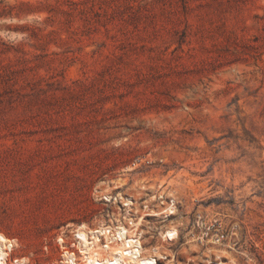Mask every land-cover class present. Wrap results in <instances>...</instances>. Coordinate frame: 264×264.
<instances>
[{"label":"rangeland","instance_id":"1","mask_svg":"<svg viewBox=\"0 0 264 264\" xmlns=\"http://www.w3.org/2000/svg\"><path fill=\"white\" fill-rule=\"evenodd\" d=\"M160 194L229 211L241 241L264 232V0H0L9 261H80L78 224ZM168 223L144 217L143 247L169 250Z\"/></svg>","mask_w":264,"mask_h":264},{"label":"bare ground","instance_id":"2","mask_svg":"<svg viewBox=\"0 0 264 264\" xmlns=\"http://www.w3.org/2000/svg\"><path fill=\"white\" fill-rule=\"evenodd\" d=\"M106 198L109 197L106 196ZM152 199H159L160 207L150 209L148 205H144L140 210L141 215H135L138 213L137 209L135 212H131L134 209V202L126 198V202L123 203L128 213L123 220L117 219V221L101 224L94 228L84 223L78 224L73 229L75 239L73 246L78 251L80 261L74 251L63 249L64 263L157 264V259H167L169 250L165 247H143L141 238L144 230L140 227L144 225L143 221L146 216L168 218L174 214L176 211L175 201L170 194L166 197L161 194L156 195ZM162 221H166V219H162ZM176 226L163 224L164 230H161V236L173 240L176 237ZM101 239H105L104 243L101 242ZM60 241L62 243L63 239ZM17 245L16 239L8 238L0 232V264H30L26 257L9 261V255ZM63 248L65 247L63 246Z\"/></svg>","mask_w":264,"mask_h":264},{"label":"built area","instance_id":"3","mask_svg":"<svg viewBox=\"0 0 264 264\" xmlns=\"http://www.w3.org/2000/svg\"><path fill=\"white\" fill-rule=\"evenodd\" d=\"M203 200L204 197L175 201L176 212L172 215H180L184 221L175 223L172 215L162 218L168 220V224L177 225L173 240L160 235V244L171 251L170 256L162 260L168 264H264V232L258 237L247 231L241 241L240 226L234 223L232 214L204 204ZM177 242L187 254L186 261L179 259L177 250L170 248Z\"/></svg>","mask_w":264,"mask_h":264}]
</instances>
